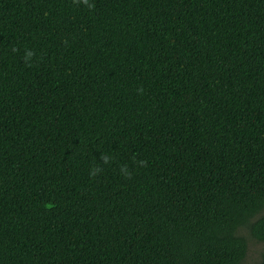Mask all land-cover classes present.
<instances>
[{"label":"trees","instance_id":"trees-1","mask_svg":"<svg viewBox=\"0 0 264 264\" xmlns=\"http://www.w3.org/2000/svg\"><path fill=\"white\" fill-rule=\"evenodd\" d=\"M249 239L264 0H0V264H243Z\"/></svg>","mask_w":264,"mask_h":264},{"label":"rangeland","instance_id":"rangeland-1","mask_svg":"<svg viewBox=\"0 0 264 264\" xmlns=\"http://www.w3.org/2000/svg\"><path fill=\"white\" fill-rule=\"evenodd\" d=\"M264 250V242H257L254 239L248 240V252L243 264H257L260 253Z\"/></svg>","mask_w":264,"mask_h":264},{"label":"clouds","instance_id":"clouds-1","mask_svg":"<svg viewBox=\"0 0 264 264\" xmlns=\"http://www.w3.org/2000/svg\"><path fill=\"white\" fill-rule=\"evenodd\" d=\"M28 55H29V56H31V55H32V53H31V52H29V53H28Z\"/></svg>","mask_w":264,"mask_h":264}]
</instances>
